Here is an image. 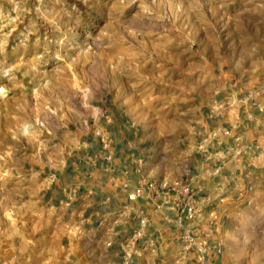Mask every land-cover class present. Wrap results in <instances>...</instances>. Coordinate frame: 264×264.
Returning a JSON list of instances; mask_svg holds the SVG:
<instances>
[{"label":"rangeland","instance_id":"obj_1","mask_svg":"<svg viewBox=\"0 0 264 264\" xmlns=\"http://www.w3.org/2000/svg\"><path fill=\"white\" fill-rule=\"evenodd\" d=\"M218 65L264 68V0H0V264H72L50 164L104 107L170 147ZM249 220L254 240L231 244L229 264H264Z\"/></svg>","mask_w":264,"mask_h":264},{"label":"crops","instance_id":"obj_2","mask_svg":"<svg viewBox=\"0 0 264 264\" xmlns=\"http://www.w3.org/2000/svg\"><path fill=\"white\" fill-rule=\"evenodd\" d=\"M203 77L204 85L187 97L192 118L177 128L170 147L110 107L85 132L78 129V138L71 134L70 149L78 150L50 164L45 195L65 213L61 242L72 264H229L231 244L254 237L245 233L252 211L255 258L264 257V68L235 73L218 65ZM162 178L186 180L198 197L209 198L190 223L208 245L201 262L180 243L184 220L146 189L134 192L143 180ZM140 217L142 234L125 257L122 243Z\"/></svg>","mask_w":264,"mask_h":264},{"label":"built area","instance_id":"obj_3","mask_svg":"<svg viewBox=\"0 0 264 264\" xmlns=\"http://www.w3.org/2000/svg\"><path fill=\"white\" fill-rule=\"evenodd\" d=\"M144 189L150 192L152 197H158L162 205L169 206L179 220H184V230L179 234L180 243L184 250L193 252L196 259L201 262L204 259L208 245L203 236L192 232L193 227L190 223L196 217L202 216L203 203L209 200L208 196L198 197L197 190L192 188L186 180H166L163 178L158 181L143 180L134 192L139 195ZM138 223L139 227L122 243L125 257L132 253L131 246L134 239L141 236L140 226L145 223V219L140 217ZM215 248L218 250L217 246Z\"/></svg>","mask_w":264,"mask_h":264}]
</instances>
